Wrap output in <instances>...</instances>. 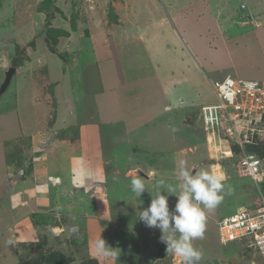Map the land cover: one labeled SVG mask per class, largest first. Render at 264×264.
Wrapping results in <instances>:
<instances>
[{
	"label": "rangeland",
	"instance_id": "374dc122",
	"mask_svg": "<svg viewBox=\"0 0 264 264\" xmlns=\"http://www.w3.org/2000/svg\"><path fill=\"white\" fill-rule=\"evenodd\" d=\"M31 1L0 0V39H5L0 44V85L7 69L14 67L18 70L0 97V175L3 168L1 161L8 154L16 162L15 170L24 169L16 171L19 172L16 176L26 177L33 171L38 160L34 161L30 156V153H35L31 152L35 145L29 137L31 130L41 128L46 132L52 129V123L48 124V121L63 128L73 117L82 122L98 120L104 124L100 127L98 141L104 160V172L106 175L115 173V192L129 202L126 205L130 207V212L133 211V215L138 217L139 210L146 209L155 194L166 191L167 186L177 189L176 192L168 193L169 207L174 208L177 200L175 195L182 183L179 180L182 161L190 171L214 170L223 177V200L213 210L205 209L204 238L193 241L194 247L203 252L200 264H264L259 256H252L249 250L238 243L225 246L219 243L218 221L242 209L252 208L260 196L264 198V189H259L258 192L249 178L227 175L229 171L226 169L231 168L230 162H222L221 169L215 165L211 156L209 158L212 151L210 146L206 147L205 132L199 116L200 105L216 103L212 82L210 86H199V104L183 108L172 100L168 79V89L165 80L160 81L164 84L168 97L162 95L165 89L158 86L163 68L172 73H168L169 77H175L181 70L187 71L188 61L185 59V63H179L183 55L175 54L178 58L172 59V52H180L175 40L193 57L200 73L205 77L221 80L229 75L234 79L254 80L257 71L264 70V47L261 45V40L264 39V0H88L83 2L85 4L77 0H56L57 8L54 10H58L51 12L55 18L53 25L59 28L58 31L44 27L49 18L44 13L37 15L30 8ZM40 1L35 5L36 9L48 2ZM113 8L115 13L121 10V24L117 23L116 16L113 19ZM30 14H33L32 19L35 20L33 32L22 22L30 20ZM75 15L80 20L76 21ZM84 19L90 23H83ZM101 22L116 24L115 37H112L116 49L112 50L114 63L110 68L99 65L97 71L95 65L86 64L84 59H77V65L75 59L71 58L68 64L56 56L59 51H62L59 54L66 55V51L63 52L64 45L67 46L65 39L69 38L78 47L73 54L78 52L80 55L77 56L80 57L83 52L80 45L86 44L85 49L90 59L91 53L95 54V49L101 48L100 44L95 45L93 37H97V33L93 35V29L106 35L109 33L108 27L101 31ZM119 28L120 31H116ZM59 31L64 35H58ZM139 34L144 37L143 46L138 43ZM30 36L34 38L29 41L27 38ZM58 37L61 38V43L55 48ZM83 40H86L85 43ZM101 41L107 44L103 39ZM160 47L167 49L162 65ZM115 50L118 52V59ZM106 62L102 60L100 63ZM137 62L140 63L141 70L138 68L134 72ZM232 63L234 72L235 65L237 66V77L230 73ZM177 66L180 68L177 69ZM25 67L31 70L30 75L35 81L23 75L27 70ZM105 70H110L112 74L105 75ZM122 72L127 76L131 72L132 77L126 76L124 81ZM143 76L150 78L140 79ZM258 81L264 87V83ZM107 90H113L112 96L107 95L98 104L101 97L96 95ZM115 93L122 97L118 105ZM64 96H69V99L73 97L70 103L75 105L76 110L73 109L71 115L65 108L67 104ZM62 107L65 108L64 111H61ZM99 112L103 114V121ZM62 120L67 122L61 124ZM64 132L71 135L75 132V127L70 125ZM60 153L67 155L69 150L62 148ZM6 160L9 161L8 158ZM150 169L154 170L155 175L148 173ZM128 170L130 171L127 173ZM131 171L135 175L137 171H141L146 176L149 175L147 178L152 177L150 184L145 181L146 192L140 198L131 191V179L127 180L125 177ZM161 181L164 182V187L160 186ZM143 196L145 198L142 199ZM63 219L67 220L66 217ZM75 222V225L70 222L71 228H76L73 235L78 234L80 228V223L77 220L73 223ZM33 224L35 228L44 226L43 229H47L52 223L45 220L43 223L37 221ZM136 225L145 226L140 222ZM155 230L159 232V229ZM133 235L128 240L131 242L128 245L129 251H132L134 245L137 248L143 245L138 238L134 240ZM78 238L79 234L66 240L68 245H73L69 247L72 251L78 250L76 248L82 244ZM124 240L125 237L122 238ZM49 241L48 244L44 233L39 234L34 243L20 244L17 264H97L89 258L81 257L83 253L74 261L68 258L62 253L65 250V240L60 236ZM154 243L156 244L151 254L144 251L140 259L132 258L133 262L129 259L125 262L122 260L121 255L127 253L126 249H117L119 260L115 264H180L178 257L166 252V245L160 239ZM139 257L140 254L137 255Z\"/></svg>",
	"mask_w": 264,
	"mask_h": 264
},
{
	"label": "crops",
	"instance_id": "0c3cea01",
	"mask_svg": "<svg viewBox=\"0 0 264 264\" xmlns=\"http://www.w3.org/2000/svg\"><path fill=\"white\" fill-rule=\"evenodd\" d=\"M39 1L40 0H32L30 8H33L37 15L44 13L43 15L47 17L51 13V16L48 17L49 20L46 19L44 27L52 30L56 29L58 31L59 28L53 25L55 18L52 14V12H56L58 10H54V8H57L55 2L56 0L46 1V3H52L49 6V12L46 13L44 11L41 12L39 8H35V5H37ZM77 1L80 3L82 2L81 4H85L88 0ZM89 7L91 8V6ZM89 7L87 6V8ZM120 11L121 10H117V13H115V8H113V19H115L116 16L117 23L121 24L122 21L119 13ZM30 15V20L28 19L27 21L22 22L27 24L33 32L35 20L32 19L33 14ZM76 17V21L80 20L78 15ZM82 22L90 23L85 19L82 20ZM115 25L116 24L114 22L110 24H103V22H101V31H103L105 27L109 28V33H107V35L104 32L102 33L93 29V35L97 33V37L95 35L93 37L95 38V45L100 44L101 48H96V53H91L92 55L90 59H88L89 56L87 55L88 53L85 49L87 46L86 44L80 45V49H83L84 53L82 52L81 55L83 57H78L77 55H80V53L75 52L73 54V51L78 47L76 44L73 45L71 43L73 41L72 39L66 38L65 40L67 46L64 45L65 49L63 52L66 51V55H68L67 63L69 64V61H71L70 59L72 58L77 61L78 65L79 61L84 59L86 64L95 65L97 71H99V65H103L105 68H110V66L114 63L112 62V50L116 49L115 41L112 39V37H115ZM116 31H120V28ZM53 32L55 33L56 31ZM58 35L62 36L64 33H58ZM32 37L34 38V36ZM32 37L30 36V38L28 37L27 39L30 41ZM60 39V37L57 38V46H55V48H57L61 43ZM102 39L107 42V44L102 43ZM143 39L144 37L139 34L138 43H141L142 46L144 41ZM2 40L5 39H0L1 45ZM84 41L86 40H83V43H85ZM175 42V44L178 45L180 52H172V59L174 60L175 58H178L175 54L180 53V55H183V57H181L182 60L179 63L182 65V62L184 61L185 63L186 59V61H188V67L186 68L187 71L181 70L178 75H176L173 71L175 77H169L168 73L171 72L165 71V68H161L162 70L160 72L158 86L159 88L165 89L164 84L160 82L161 80H165V85L168 89V79L170 89L169 92H172L171 96L173 97L172 100L176 104L178 103L181 105L182 108L186 105H189V107L194 106L195 104H199L200 101L199 86H210L211 82L218 81V79H209L205 77L204 74L202 75L193 57L184 51L180 42L177 40H175ZM261 45L264 47V39L263 41L261 40ZM61 52L62 51H59V53ZM117 54L118 52L115 50V56L118 59ZM160 54H162V57L160 55V63L162 65L164 58L167 56V49L160 47ZM102 60L107 62L102 64L100 63ZM140 66V63L137 62L134 72L138 68L141 70ZM176 68L178 69L180 67L177 66ZM25 69L27 70L23 75H25L27 79L34 80L29 72L31 70L27 67H25ZM212 69L214 70L213 67ZM235 69L236 72L233 70L232 63L230 73L233 77H237L236 65ZM16 71L18 70L16 69ZM257 72L258 74L254 77V80H260L264 83V70ZM111 74L110 70H105V75L110 76ZM126 76L127 74L122 72V80L126 81ZM129 77L132 76L130 75ZM155 77L157 76L155 75ZM146 78L148 79L150 77L143 76L140 79L145 80ZM112 91L113 90H107L105 93L102 92L101 94H97L96 97H101L98 104L103 102L107 95L112 96ZM162 95H164V97L169 96L166 89ZM121 98L122 97L115 93L117 105L119 104L118 102ZM64 99L67 105H63V107L65 106L68 114L71 115L73 113V109H75V105H71L69 96H64ZM203 105L206 104H202L200 107ZM63 107L61 111L65 110ZM99 117L103 121V114L101 112H99ZM66 122L67 121L62 120L61 124H65ZM70 122H68V125H65L66 127L61 128V126L58 127V125L54 126L53 121H48V124L52 123L50 124L52 129H48V131L44 132L41 128H37L29 132V137H31L35 143L31 151L35 153H30V156H32L34 161L38 160V162L35 164L33 171L26 177L16 176V173H19L24 169L18 168V170H15L16 162L15 160L9 158V154L6 156L9 161H7L6 158H3L1 161L3 168L1 169L2 174L0 175L2 177L0 179V264H17V251L19 245L27 242L34 243L37 241L39 234L44 233L47 236L48 244L50 243L49 240H52V238L60 236L61 239H64L65 241L63 242L65 244L63 247L65 250L64 252L62 251V253L66 254L68 258H72V261H74V259H79L83 253L81 257L89 258L97 264H115V261L102 256L97 250L96 243L100 237L108 246L114 249H120L121 247L126 249L127 253L121 255L124 262L127 259L131 260V262H133V259H140L142 252L144 251L147 254H151L152 249H154L156 244L154 243L155 240L157 241L160 239V230L157 232L155 229L136 225L139 222L143 224V222L138 219L139 216L136 217L131 213L133 211H129L130 207L126 205L129 204V202H127L126 199L123 200V198L119 197V194L115 192L114 186L115 181H117L115 173L106 175L104 172L103 155L98 147L100 127L104 124L100 123L98 120L95 122H82L79 121L78 118L76 120V117H73ZM70 125L75 127V132L71 135L64 132V129ZM16 130H18V127ZM19 134L21 135V129ZM204 139H206L205 134ZM72 147H74V149H72ZM206 147H208L207 143ZM62 148L65 150L68 149L69 153H67V155H62L63 152L60 153V149ZM207 152L209 153L208 150ZM210 156L211 153H209V158ZM221 169H223V166H221ZM129 171L130 170H128L127 173ZM148 171V173H153V175H155L154 170L150 169ZM226 171H228V169H226ZM127 173L125 175L127 180L132 179L135 176L132 174V171L129 176ZM147 176L149 177V175ZM151 178H147L145 181L150 184ZM108 179L110 180L108 181ZM109 184L111 187H109ZM115 198L119 200L117 201ZM143 198L145 197L143 196L142 199ZM124 205L127 209L123 207ZM148 205H150V202ZM64 217H66L67 220L63 219ZM40 218L42 221H40ZM45 220L52 223L49 228L43 229L44 226L38 228L34 227V222L37 223L38 221L43 223ZM63 220H65V222ZM75 220L80 223L78 240H80V243L82 244L78 245L79 247L76 246L78 247L76 248L78 250L72 251L69 247H72L73 245H68L66 240L68 241L71 236L78 235H73L76 231H73L70 226V222L72 223L71 225L76 224V222L73 223ZM131 235L135 236L133 238L134 240L138 238V240L143 243L141 247L142 249L140 247L137 248V246L134 245L131 248L132 251H129L128 245H130L131 242L128 240ZM123 237H125L126 242L125 240L122 241ZM138 254H140L139 258H137Z\"/></svg>",
	"mask_w": 264,
	"mask_h": 264
},
{
	"label": "built area",
	"instance_id": "2783aa9c",
	"mask_svg": "<svg viewBox=\"0 0 264 264\" xmlns=\"http://www.w3.org/2000/svg\"><path fill=\"white\" fill-rule=\"evenodd\" d=\"M216 103L200 107L206 143L215 165L230 162L227 175L249 178L257 191L264 181V158L247 151L264 141V87L259 81L225 77L211 83ZM219 242L238 243L264 261V198L252 208L222 217L217 223Z\"/></svg>",
	"mask_w": 264,
	"mask_h": 264
},
{
	"label": "clouds",
	"instance_id": "9594fccd",
	"mask_svg": "<svg viewBox=\"0 0 264 264\" xmlns=\"http://www.w3.org/2000/svg\"><path fill=\"white\" fill-rule=\"evenodd\" d=\"M138 173L131 179V191L140 198L146 192V179ZM179 180L182 183L179 184V192L175 195L177 200L174 208L169 207L168 193L176 192L177 189L167 186L166 191H158L155 194L146 209L139 210L138 219L146 227L160 230V241L166 245V252L178 257L180 264H200L203 252L194 247L193 241L204 238L205 209L211 211L223 200V177L214 170L190 171L182 161ZM160 186H165L163 181ZM72 230L76 231V228ZM96 248L102 256L112 261L119 260L117 249L108 246L101 237L96 243Z\"/></svg>",
	"mask_w": 264,
	"mask_h": 264
},
{
	"label": "trees",
	"instance_id": "16d2710c",
	"mask_svg": "<svg viewBox=\"0 0 264 264\" xmlns=\"http://www.w3.org/2000/svg\"><path fill=\"white\" fill-rule=\"evenodd\" d=\"M44 4H46V6H44ZM44 4H41V6L39 7V10L42 12V11H48L49 10V7L51 5V3H44ZM51 16V13L48 15V17ZM59 34H63L62 32H57ZM56 56L63 62H67V56L66 55H63V54H56ZM15 67H16V64H13ZM247 151L251 154H254L255 156L257 157H260V158H264V141L263 142H260V143H257L255 142V144L253 145H249L247 147ZM264 189V181L261 183L260 185V189Z\"/></svg>",
	"mask_w": 264,
	"mask_h": 264
},
{
	"label": "water",
	"instance_id": "95a60500",
	"mask_svg": "<svg viewBox=\"0 0 264 264\" xmlns=\"http://www.w3.org/2000/svg\"><path fill=\"white\" fill-rule=\"evenodd\" d=\"M15 71L16 69L14 67H10L9 69H7L5 72H4V79L0 85V97L3 93H5V91L7 90L10 82H11V79L12 77L14 76L15 74ZM139 172V173H138ZM138 175H140L141 177H147L144 173H142L141 171H137ZM136 173V174H137ZM135 175V174H134Z\"/></svg>",
	"mask_w": 264,
	"mask_h": 264
}]
</instances>
